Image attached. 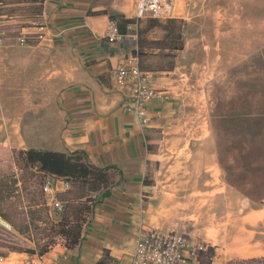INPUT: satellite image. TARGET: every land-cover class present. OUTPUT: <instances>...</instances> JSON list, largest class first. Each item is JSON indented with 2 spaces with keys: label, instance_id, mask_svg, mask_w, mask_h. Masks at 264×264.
<instances>
[{
  "label": "rangeland",
  "instance_id": "obj_1",
  "mask_svg": "<svg viewBox=\"0 0 264 264\" xmlns=\"http://www.w3.org/2000/svg\"><path fill=\"white\" fill-rule=\"evenodd\" d=\"M151 4L148 16L137 17L138 29L148 17L181 19L183 48L171 58L147 45L140 58L172 102L152 118L158 160L145 226L206 242L202 264L264 256V0ZM50 49L54 63H48L47 50L0 47V264H18L19 253H38L57 219L41 189L44 174L18 153L28 147L21 140L19 105L46 100L48 84L55 80L57 93L62 80V58L69 52ZM30 55L28 63L19 62ZM65 65L74 69V58ZM114 181L111 175L109 188ZM101 191L73 179L57 198L69 204L89 197L92 209ZM57 243L61 238L48 251Z\"/></svg>",
  "mask_w": 264,
  "mask_h": 264
},
{
  "label": "crops",
  "instance_id": "obj_2",
  "mask_svg": "<svg viewBox=\"0 0 264 264\" xmlns=\"http://www.w3.org/2000/svg\"><path fill=\"white\" fill-rule=\"evenodd\" d=\"M5 1L7 12L22 15L19 30L27 31L28 41H33L24 47L35 52L47 50L48 63L56 61L51 56L54 54H49L51 46L69 52L62 58L58 92L53 80L48 84L46 100L19 105L21 140L26 148L83 151L89 163L115 171L107 195L92 207L83 223L79 242L71 248L57 243L46 254L57 257L60 264H95L107 250L112 262L128 264L134 234L146 223L151 204L158 160L151 135L156 124L151 120L148 127L141 128L125 109L123 92L109 78L116 56L137 48L135 38L125 32L120 42L112 44L103 35L110 13L126 18L148 16L147 10L154 5L144 0ZM33 15H39L46 24L41 34L26 24ZM146 33L151 40L163 36L158 27ZM31 57L34 55L19 62L28 63ZM70 57L75 60L74 69L65 65ZM49 69L50 74L55 72ZM24 71L31 69L25 67ZM171 104H154L152 118L164 114Z\"/></svg>",
  "mask_w": 264,
  "mask_h": 264
},
{
  "label": "built area",
  "instance_id": "obj_3",
  "mask_svg": "<svg viewBox=\"0 0 264 264\" xmlns=\"http://www.w3.org/2000/svg\"><path fill=\"white\" fill-rule=\"evenodd\" d=\"M148 1L151 4L153 0H144L145 3ZM6 7V1L0 0V47L24 46L28 42V32L19 30L22 15H19V11L7 12ZM137 22L126 25V32L134 38L137 36ZM26 24L39 34L46 28L39 15L29 17ZM103 36L108 43L114 44L120 42L124 35L119 32L116 22L109 20ZM109 78L114 86L123 92L125 109L134 115L141 128L148 127L152 120L150 110L153 105L168 99L166 87L156 85L153 72L142 69L138 56L132 52L116 56V63L109 70ZM70 186L69 178L44 174L41 189L46 205L54 214L62 212L64 206L57 194L68 190ZM208 249L206 242L187 233L146 227L143 224L134 234L128 264H199L201 255H205ZM18 264L60 263L55 256L33 252L21 253Z\"/></svg>",
  "mask_w": 264,
  "mask_h": 264
},
{
  "label": "trees",
  "instance_id": "obj_4",
  "mask_svg": "<svg viewBox=\"0 0 264 264\" xmlns=\"http://www.w3.org/2000/svg\"><path fill=\"white\" fill-rule=\"evenodd\" d=\"M109 20L116 22L118 30L121 34L126 32V25L140 18H126L123 14L108 15ZM183 22L178 18H167L164 21L158 20L156 17H148L145 25L140 27L137 32V48L132 51L139 58L145 55L146 47L153 46L162 56L174 57L176 51L183 48L182 26ZM152 27H158L163 31V36L157 40L148 39L145 34ZM157 51V52H158ZM173 62L170 60L166 66L167 70H171ZM141 67V66H140ZM19 156L31 167L36 168L43 174H53L63 176L71 180H83L89 184L91 191H101V197L108 193V184L111 175H115L113 167L100 168L89 163L86 154L83 151H72L69 153L59 152L47 149L26 148L18 151ZM87 197L82 201V197L74 203H64L62 212L55 214L57 219L50 223L47 236L49 239L39 250V254L46 253L56 237L61 238L62 244L66 247H74L80 239L83 223L91 213V205ZM35 252V251H29ZM95 264H115L108 257V251L105 250L103 257ZM199 264H202L199 261ZM225 264H264V256H252L248 258H237L227 261Z\"/></svg>",
  "mask_w": 264,
  "mask_h": 264
}]
</instances>
